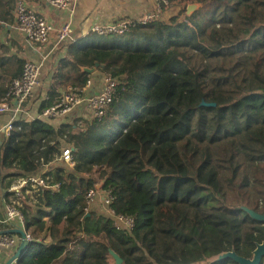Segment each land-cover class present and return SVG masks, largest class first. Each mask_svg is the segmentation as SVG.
<instances>
[{
  "label": "trees",
  "instance_id": "trees-1",
  "mask_svg": "<svg viewBox=\"0 0 264 264\" xmlns=\"http://www.w3.org/2000/svg\"><path fill=\"white\" fill-rule=\"evenodd\" d=\"M171 1L169 20L70 46L39 117L0 134V220L13 178L66 148L75 163L54 176L59 191L22 209L33 241L19 264H117L111 252L121 264H239L219 257L252 259L264 242V222L248 212L264 215V0ZM12 2L0 0V20ZM24 65L15 61L17 78ZM97 65L119 83L104 117L43 116ZM93 185L133 229L86 211Z\"/></svg>",
  "mask_w": 264,
  "mask_h": 264
},
{
  "label": "built area",
  "instance_id": "built-area-1",
  "mask_svg": "<svg viewBox=\"0 0 264 264\" xmlns=\"http://www.w3.org/2000/svg\"><path fill=\"white\" fill-rule=\"evenodd\" d=\"M49 3L58 9L67 10L71 14L76 11L79 0H48ZM159 13L163 8H170L174 4L171 0H159ZM17 29L21 31L27 40L32 44L45 45L49 43L54 26L41 17L35 10L24 3H18L16 7ZM154 16H147L144 20L134 21L125 20L109 25H96L93 33L99 36L110 34H124L138 25H147L154 20ZM71 25L65 24L59 30V42H66L70 38ZM42 63L26 62L21 77L15 78L8 89L6 99L0 103V113H11V119L4 127L1 133L9 134L13 129V124L24 114V106L33 96L35 90L41 84ZM102 88L99 92L92 93V82L89 80L83 88L70 87L62 93L58 102L43 113L47 118H60L80 110L88 121L104 117L108 106L113 102L116 90L119 85L117 79L111 71L103 74ZM84 125L83 122L80 123ZM73 167L72 149L66 148L62 154L56 157L52 162L42 163L39 171L29 177H15L12 180L10 188L7 190V198L4 202L6 210L5 224L19 222L20 228L27 234L29 242L33 241L31 235L26 229V218L22 212L24 205L22 197L24 194L32 195L34 200L45 190L59 191L62 183L56 182L54 176L63 166ZM99 185H93L87 195L88 208L90 211L96 204L101 203V211L112 219L117 230H131L134 228V218L116 213L111 207L112 197L101 190ZM98 208V206H97ZM21 244V236L14 233H5L0 235V250L11 251ZM12 264H19L14 261Z\"/></svg>",
  "mask_w": 264,
  "mask_h": 264
},
{
  "label": "crops",
  "instance_id": "crops-1",
  "mask_svg": "<svg viewBox=\"0 0 264 264\" xmlns=\"http://www.w3.org/2000/svg\"><path fill=\"white\" fill-rule=\"evenodd\" d=\"M21 2L35 10L54 26L55 31L52 33L49 43L45 45L32 44L17 29L16 7ZM5 5H7V1ZM159 6V0H79L76 11L71 14L67 10L53 7L48 0H13L11 8L1 9L3 20H0V103L7 97V93L6 96H3L4 90L7 89L8 92L11 82L17 78L15 67L17 59H21L25 63H42L41 84L25 104V112L22 115L27 120L39 117L40 105L46 100L55 72L61 63L69 57L70 46H83L87 41H91L88 38L95 35L93 28L96 25H109L125 20L141 21L147 16H154L156 20L166 21L179 11V7L173 5L170 8H163L162 13H159ZM68 23L71 25L70 38L66 42H59V30ZM92 75L90 78L93 84L92 93H96L102 88L103 73L96 72ZM67 89H62L60 95ZM10 119L11 113H0V131L4 129ZM22 200L24 209L26 207L33 208L36 202L29 194H24ZM97 206L101 210V203L96 204L94 208L96 209ZM3 221L0 220V232L8 230V224ZM16 224L18 227L15 229H21L19 222L16 221ZM19 247L20 244L11 251L0 250V264H7L18 252Z\"/></svg>",
  "mask_w": 264,
  "mask_h": 264
},
{
  "label": "water",
  "instance_id": "water-1",
  "mask_svg": "<svg viewBox=\"0 0 264 264\" xmlns=\"http://www.w3.org/2000/svg\"><path fill=\"white\" fill-rule=\"evenodd\" d=\"M198 8V5H189L187 14L190 15L193 11H195ZM99 65L95 68H84L83 71L89 73V74H94L97 72ZM210 106H215L216 104H209ZM101 188L102 185H99ZM249 214L256 220L264 222V215H260L254 211L248 210ZM5 233H14L17 235L21 236V244L19 247L18 252L7 262V264H12L14 261L17 260L19 263L22 259H24L27 256V252L29 251L28 249L31 246V242L28 241L27 239V234L23 229H13V230H7L0 232V235L5 234ZM112 255L115 257L117 264L122 263V259L115 254L114 252H111ZM232 257L236 262L239 264H263L264 263V242L262 244H259L257 246V249L254 251L253 258L252 259H245L242 257H238L235 253H228L224 254L219 257V260H222L224 258H229Z\"/></svg>",
  "mask_w": 264,
  "mask_h": 264
},
{
  "label": "rangeland",
  "instance_id": "rangeland-1",
  "mask_svg": "<svg viewBox=\"0 0 264 264\" xmlns=\"http://www.w3.org/2000/svg\"><path fill=\"white\" fill-rule=\"evenodd\" d=\"M97 72H99L100 73V71H97ZM104 74V73H103ZM97 75V74H96ZM104 76V75H103ZM102 79H103V77H101ZM3 117V116H2ZM5 117V116H4ZM22 203H23V200H22ZM24 205V204H23Z\"/></svg>",
  "mask_w": 264,
  "mask_h": 264
}]
</instances>
